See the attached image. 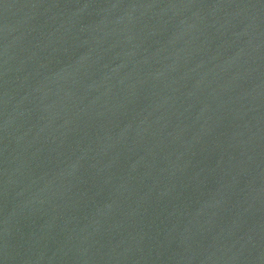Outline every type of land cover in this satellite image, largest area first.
Returning <instances> with one entry per match:
<instances>
[{
  "label": "water",
  "instance_id": "1",
  "mask_svg": "<svg viewBox=\"0 0 264 264\" xmlns=\"http://www.w3.org/2000/svg\"><path fill=\"white\" fill-rule=\"evenodd\" d=\"M0 264H264V0H0Z\"/></svg>",
  "mask_w": 264,
  "mask_h": 264
}]
</instances>
